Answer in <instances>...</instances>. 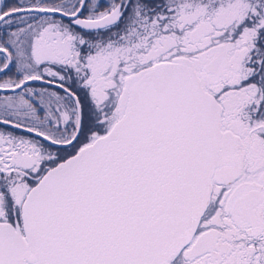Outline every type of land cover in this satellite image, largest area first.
Here are the masks:
<instances>
[{
    "label": "snow or ice",
    "instance_id": "obj_1",
    "mask_svg": "<svg viewBox=\"0 0 264 264\" xmlns=\"http://www.w3.org/2000/svg\"><path fill=\"white\" fill-rule=\"evenodd\" d=\"M0 264H264V0H0Z\"/></svg>",
    "mask_w": 264,
    "mask_h": 264
}]
</instances>
